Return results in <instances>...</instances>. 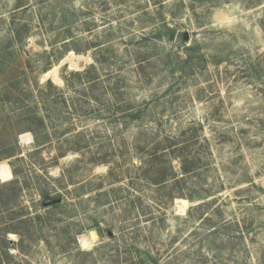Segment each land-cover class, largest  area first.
Instances as JSON below:
<instances>
[{
  "label": "rangeland",
  "instance_id": "obj_1",
  "mask_svg": "<svg viewBox=\"0 0 264 264\" xmlns=\"http://www.w3.org/2000/svg\"><path fill=\"white\" fill-rule=\"evenodd\" d=\"M15 137L0 264H264V0H0Z\"/></svg>",
  "mask_w": 264,
  "mask_h": 264
},
{
  "label": "trees",
  "instance_id": "obj_2",
  "mask_svg": "<svg viewBox=\"0 0 264 264\" xmlns=\"http://www.w3.org/2000/svg\"><path fill=\"white\" fill-rule=\"evenodd\" d=\"M48 83L51 84L50 82H48ZM22 108L28 109V111L26 113H22V115L16 117L15 120H11L10 118H8V121L5 123V126L8 125L9 129L13 128L14 124L17 121L25 122V123H28V124L31 123V125H33V127L32 126L29 127V130H31V132L34 134V137L37 138V136H40L41 130L44 128L43 119L41 117H38L37 115H34V114H32L33 116H30L31 111H29L30 110L29 106H27V105L25 106L24 105V106H22ZM17 143H18V140H17V137H15L14 140L12 139L9 142L4 143L3 146H1V150H4V149L12 147V151L9 154L5 155L4 158H0V161L2 159H9V158H12V157L15 156V147H17ZM19 173H20L19 170H16V169L12 170V174H14L15 176H17ZM12 184H17V181H14ZM15 208L20 209L19 206H16ZM6 211L7 212H12V207L8 208ZM11 214H14V213H11Z\"/></svg>",
  "mask_w": 264,
  "mask_h": 264
},
{
  "label": "bare ground",
  "instance_id": "obj_3",
  "mask_svg": "<svg viewBox=\"0 0 264 264\" xmlns=\"http://www.w3.org/2000/svg\"><path fill=\"white\" fill-rule=\"evenodd\" d=\"M69 65H70V67H75L76 65H77V63H78V59H76L75 57L74 58H69ZM48 73H50V75H54L55 74V71L53 70V71H51V72H48ZM48 73H47V75H48ZM27 136L28 135H26L25 137H26V139H28L27 138ZM25 139V138H24ZM185 205V204H184ZM91 235H92V239H96V236H95V234L92 232L91 233ZM89 240V239H88ZM88 240L87 239H85V238H83L82 240H81V243H82V245L83 246H85V245H87L88 244ZM88 247V246H87Z\"/></svg>",
  "mask_w": 264,
  "mask_h": 264
},
{
  "label": "water",
  "instance_id": "obj_4",
  "mask_svg": "<svg viewBox=\"0 0 264 264\" xmlns=\"http://www.w3.org/2000/svg\"><path fill=\"white\" fill-rule=\"evenodd\" d=\"M184 38H186V36H184ZM49 204H50V202H46L45 205H49ZM93 233L95 234L96 238H100V237H102V233H101V232H98V233L93 232ZM109 236H110V233H109Z\"/></svg>",
  "mask_w": 264,
  "mask_h": 264
}]
</instances>
